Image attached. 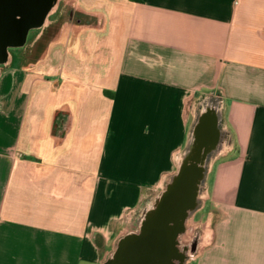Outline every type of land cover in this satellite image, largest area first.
Here are the masks:
<instances>
[{"label":"crops","instance_id":"obj_1","mask_svg":"<svg viewBox=\"0 0 264 264\" xmlns=\"http://www.w3.org/2000/svg\"><path fill=\"white\" fill-rule=\"evenodd\" d=\"M0 65V264H99L176 169L203 95L211 165L189 264H264V0H58Z\"/></svg>","mask_w":264,"mask_h":264},{"label":"water","instance_id":"obj_2","mask_svg":"<svg viewBox=\"0 0 264 264\" xmlns=\"http://www.w3.org/2000/svg\"><path fill=\"white\" fill-rule=\"evenodd\" d=\"M14 1L8 0V10L13 6L17 10ZM57 1L22 0L19 17L0 18V65L7 64L9 49L23 47L29 31L43 26ZM195 105L185 146L175 157V171L138 204L130 228L116 238L99 264H189L198 255L205 235L184 249L182 238L189 223L198 226L194 217L204 206L208 173L214 160L230 149L231 138L216 95H203Z\"/></svg>","mask_w":264,"mask_h":264},{"label":"flooded vegetation","instance_id":"obj_3","mask_svg":"<svg viewBox=\"0 0 264 264\" xmlns=\"http://www.w3.org/2000/svg\"><path fill=\"white\" fill-rule=\"evenodd\" d=\"M22 0H15V7L16 11H14L13 7L12 10H8V0H0V18H4L7 16H12V17H19L22 12ZM33 10V9H32ZM188 227V232L186 233V236L182 238V246L184 249V246L186 247L188 244L195 245L198 240L203 236L198 228V226L189 223Z\"/></svg>","mask_w":264,"mask_h":264}]
</instances>
